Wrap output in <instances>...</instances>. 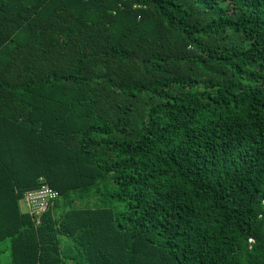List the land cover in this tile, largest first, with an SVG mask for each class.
I'll list each match as a JSON object with an SVG mask.
<instances>
[{"label": "trees", "instance_id": "trees-1", "mask_svg": "<svg viewBox=\"0 0 264 264\" xmlns=\"http://www.w3.org/2000/svg\"><path fill=\"white\" fill-rule=\"evenodd\" d=\"M0 264H264V0H0Z\"/></svg>", "mask_w": 264, "mask_h": 264}, {"label": "built area", "instance_id": "built-area-1", "mask_svg": "<svg viewBox=\"0 0 264 264\" xmlns=\"http://www.w3.org/2000/svg\"><path fill=\"white\" fill-rule=\"evenodd\" d=\"M40 181L42 183L40 188L27 192L23 199L30 214L36 218L37 224L41 215L58 199V193L45 184L43 179Z\"/></svg>", "mask_w": 264, "mask_h": 264}, {"label": "rangeland", "instance_id": "rangeland-1", "mask_svg": "<svg viewBox=\"0 0 264 264\" xmlns=\"http://www.w3.org/2000/svg\"><path fill=\"white\" fill-rule=\"evenodd\" d=\"M21 210H22L23 212H27V211H28V209H27V207H26V205H25V202H22V203H21Z\"/></svg>", "mask_w": 264, "mask_h": 264}]
</instances>
